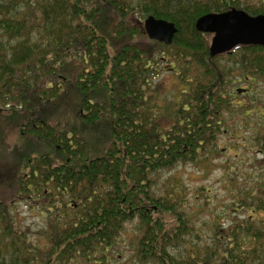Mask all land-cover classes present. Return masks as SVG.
I'll list each match as a JSON object with an SVG mask.
<instances>
[{"label": "trees", "instance_id": "16d2710c", "mask_svg": "<svg viewBox=\"0 0 264 264\" xmlns=\"http://www.w3.org/2000/svg\"><path fill=\"white\" fill-rule=\"evenodd\" d=\"M259 5L0 0V116L18 113L19 136L35 145L17 168L0 167V185L6 187L0 197V264H106L119 258L112 252L135 220L138 264H264L262 180L251 192L238 190L226 206L236 216L224 226L217 215L205 243L194 241L196 219L179 192H157L163 171L197 162L216 149L225 131L230 73L216 61L241 50L242 72L264 77V46L241 45L211 57L207 34L196 29V21L232 8L264 14V0ZM151 15L175 23L172 44L144 32L143 21ZM162 62L189 85L177 90L163 113L152 86ZM71 100L86 124L108 123L112 143L103 155L92 156L88 138L45 112L70 106ZM256 149L264 153V129ZM27 198L42 200L40 208L50 214L55 210L49 215L55 221L39 232L42 245L32 241L14 212V202Z\"/></svg>", "mask_w": 264, "mask_h": 264}, {"label": "rangeland", "instance_id": "374dc122", "mask_svg": "<svg viewBox=\"0 0 264 264\" xmlns=\"http://www.w3.org/2000/svg\"><path fill=\"white\" fill-rule=\"evenodd\" d=\"M248 1L253 7H260L261 0ZM212 37L213 34H207L209 45ZM240 55L241 50H236L233 55H223L225 57L221 56L216 61L220 69L230 73L226 76V93L232 101L223 116L225 131L218 136L216 149L208 151L195 163H181L173 170L163 171L157 180V192L165 194L168 190L178 191V197L183 200L188 215H193L196 219L199 235L194 234V241L210 242L214 218L219 215L221 224L227 226L231 223V218L236 216L235 213L228 212L226 206L235 201L240 193L238 190L248 193L261 180L264 182V153L256 149V139L264 129V77L242 72ZM163 62L158 66L160 75L154 78L152 85L159 90L156 102L162 113L165 112L164 105L176 100L179 88L189 87L180 81L176 72L170 69L169 63ZM235 89L243 91L236 92ZM71 102L70 106L58 104V107L45 112L52 115L57 123L88 138L92 156L103 155L112 143L107 134L108 123L103 120L95 126L86 124L79 117L76 105L72 100ZM160 117L169 123L164 114ZM20 121L21 118L14 111H7L0 116V167L8 165L17 168L23 154L30 148H35L34 142L19 136ZM1 176L8 182L12 179V176ZM4 189L6 187L0 185V197L4 196ZM41 201L27 198L13 204L21 223L30 229L32 241L39 245L44 243L39 232L47 228L51 221H55L49 216L55 211L54 208H50L51 214L42 210L40 207L44 203ZM137 232V220L126 225L120 242L116 243L117 247L112 252L119 258L106 264H138L134 257L133 243Z\"/></svg>", "mask_w": 264, "mask_h": 264}, {"label": "water", "instance_id": "95a60500", "mask_svg": "<svg viewBox=\"0 0 264 264\" xmlns=\"http://www.w3.org/2000/svg\"><path fill=\"white\" fill-rule=\"evenodd\" d=\"M143 29L150 39L166 45L173 43L178 32L175 23L152 15L144 21ZM196 29L213 34L209 47L211 57L230 53L241 45L264 46V14L251 15L237 8L208 13L196 21Z\"/></svg>", "mask_w": 264, "mask_h": 264}]
</instances>
